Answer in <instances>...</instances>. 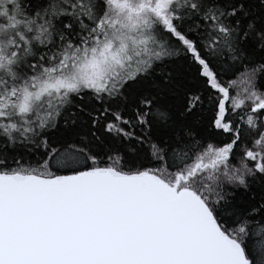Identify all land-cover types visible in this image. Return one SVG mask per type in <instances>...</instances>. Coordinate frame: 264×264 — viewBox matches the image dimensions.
Segmentation results:
<instances>
[{
	"label": "snow or ice",
	"instance_id": "snow-or-ice-1",
	"mask_svg": "<svg viewBox=\"0 0 264 264\" xmlns=\"http://www.w3.org/2000/svg\"><path fill=\"white\" fill-rule=\"evenodd\" d=\"M0 264H264V0H0Z\"/></svg>",
	"mask_w": 264,
	"mask_h": 264
}]
</instances>
